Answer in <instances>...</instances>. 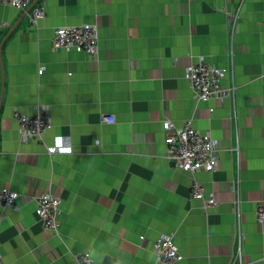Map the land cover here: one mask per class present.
Instances as JSON below:
<instances>
[{"label": "crops", "instance_id": "1", "mask_svg": "<svg viewBox=\"0 0 264 264\" xmlns=\"http://www.w3.org/2000/svg\"><path fill=\"white\" fill-rule=\"evenodd\" d=\"M241 2L39 0L37 27L31 11L0 5V190L20 195L17 211L0 207L3 264H78L85 252L93 264H158L152 245L171 234L177 264H264V0H243L233 29ZM82 24L98 27L96 57L54 49L58 28ZM202 58L231 68L234 97L195 99L185 72ZM40 106L51 129L21 141L14 112ZM165 121L216 139L217 170L172 168ZM61 139L68 150L50 154ZM194 181L215 208L192 197ZM46 193L61 200L58 234L35 213Z\"/></svg>", "mask_w": 264, "mask_h": 264}, {"label": "built area", "instance_id": "2", "mask_svg": "<svg viewBox=\"0 0 264 264\" xmlns=\"http://www.w3.org/2000/svg\"><path fill=\"white\" fill-rule=\"evenodd\" d=\"M35 0H0L1 6H8L18 11L25 12ZM243 0L236 14L229 20L231 28H235L238 22ZM45 6L35 5L29 14L28 23L37 27L45 17ZM98 27L93 24H82L79 26L61 27L55 31L52 44L55 50H64L67 53H84L91 57L99 54V32ZM41 72V71H40ZM231 68H220L214 64L207 63L203 58L196 64L186 68L185 78L189 82L196 100L210 102L212 99H228L235 96L236 87H227L224 81L231 76ZM211 112L213 110L211 109ZM14 118L19 126L21 141H42L45 134L51 129V117L47 108L40 106L32 115H25L19 111L14 112ZM104 122L113 123L114 118L107 116ZM166 133L165 143L168 149V162L172 168L183 173L195 175L200 171L214 173L219 167L220 144L210 134H204L192 125V122L177 127L170 121L163 123ZM68 140L61 139L57 144L49 148L50 154L65 153L68 149ZM193 198L204 203L206 210H211L218 205L213 193L207 192L205 187L194 181L190 187ZM19 193L9 189L0 190V207L3 209L18 210ZM37 217L42 222L44 229L58 234L61 228V200L52 194L46 193L36 200ZM256 220L264 225V204L256 209ZM141 240L145 238L142 236ZM152 250L157 258L158 264H177L182 256L175 243L173 234L164 235L154 241ZM78 264H93L89 252L74 255ZM238 261H242V247L238 245ZM0 264H3L0 255Z\"/></svg>", "mask_w": 264, "mask_h": 264}, {"label": "water", "instance_id": "3", "mask_svg": "<svg viewBox=\"0 0 264 264\" xmlns=\"http://www.w3.org/2000/svg\"><path fill=\"white\" fill-rule=\"evenodd\" d=\"M39 0H35L33 3H32V5L28 8V10L26 11V14L28 15L29 14V12L35 7V5L37 4V2H38ZM25 14V15H26Z\"/></svg>", "mask_w": 264, "mask_h": 264}]
</instances>
